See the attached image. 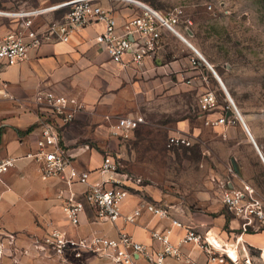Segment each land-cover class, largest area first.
<instances>
[{
	"label": "rangeland",
	"instance_id": "obj_1",
	"mask_svg": "<svg viewBox=\"0 0 264 264\" xmlns=\"http://www.w3.org/2000/svg\"><path fill=\"white\" fill-rule=\"evenodd\" d=\"M65 1L0 0V10L36 9ZM137 1L162 17H177L175 30L217 72L260 149L250 141L205 63L199 61L202 65L196 69L189 64L188 75L177 80L168 73L175 57L178 61L182 56L199 59L167 29L162 31L161 55L153 60L160 71L135 74L120 89L102 97L113 121L139 114L144 124L122 138H85V144L114 156L126 171L140 178L138 196L148 201L156 198L178 210L198 211L201 192L207 193L205 203L212 206L221 203L228 183L239 180L255 188L264 200V0ZM63 15L47 13L40 24ZM9 23L0 19L1 26L9 27ZM208 92L216 97V104L203 110L199 99ZM221 117L229 123L217 126ZM175 135L189 138L191 145L169 147L168 139ZM221 210L227 219L233 217Z\"/></svg>",
	"mask_w": 264,
	"mask_h": 264
},
{
	"label": "built area",
	"instance_id": "obj_2",
	"mask_svg": "<svg viewBox=\"0 0 264 264\" xmlns=\"http://www.w3.org/2000/svg\"><path fill=\"white\" fill-rule=\"evenodd\" d=\"M113 2L128 4L138 13L119 28L113 10L108 7ZM55 12H64V15L59 20L40 24L44 15ZM0 19L10 22L9 27L3 26L6 32L0 34V98L4 100H13L3 80L7 68L24 61L30 50L50 42L67 43L72 34L88 27L102 26L94 43L105 51L112 63L122 67H138L146 58H155L161 48L163 29L176 37L179 35L174 28L178 21L176 16L162 17L137 0H68L36 9L0 10ZM187 24L191 25V22L187 21ZM197 57L199 60L189 59L193 69L197 68L199 61L204 63V58ZM32 101L39 111L35 121L38 130L36 149L25 158L38 165L42 180L59 178L68 186L73 183L86 186L81 197L70 193L65 198L62 211L69 226L77 228L80 225V216L86 207L100 224L113 226L120 219L133 224L143 213L169 222L166 229L150 232L151 239L159 245L157 248H147L124 231L118 232L116 237L96 234L78 237L60 229H51L35 245L40 246L41 251L49 250L59 264H75L73 260H81L85 256H93L108 264H167L169 259L183 261L180 248L184 245L197 248L210 264H264V248L259 249L254 258L241 239L243 234L264 230V200L244 181L239 180L238 185L228 183L221 198L225 209L239 222L241 233L231 245L209 232H200L193 223L185 224L176 219L177 211L172 205L146 202L131 214L123 216V202L134 187L141 186V179L127 173L114 157L105 155L98 173L108 179L89 183V173L73 166V155L64 145L62 128L73 122L83 105L74 98L53 91H38ZM215 104L216 97L211 92L201 95L199 99L203 110H211ZM235 113L238 116L237 111ZM227 123L228 118L225 117L216 121L217 126ZM142 124L144 118L139 114L122 117L115 120L109 134L116 139L122 138ZM167 144L169 147H188L191 140L175 135L169 137ZM13 166V159L1 161L0 175ZM174 229L183 232L177 244L170 240ZM13 242L12 234L0 233V257L6 246ZM228 248L235 252V258L229 255Z\"/></svg>",
	"mask_w": 264,
	"mask_h": 264
},
{
	"label": "crops",
	"instance_id": "obj_3",
	"mask_svg": "<svg viewBox=\"0 0 264 264\" xmlns=\"http://www.w3.org/2000/svg\"><path fill=\"white\" fill-rule=\"evenodd\" d=\"M108 7L113 10L119 28L128 18L138 13L128 4L113 2ZM101 31L102 26L95 25L72 34L67 43H45L38 49L30 50L24 61L7 68L3 74L13 100L0 98V162L13 159L14 166L0 175V233L12 234L14 242L6 246L0 257V264H59L49 250L41 251L40 246L35 245L46 232L54 228L78 237L92 234L116 237L118 232L124 231L147 248H157L159 245L151 239L150 232L161 231L169 226L168 221L152 218L147 213H143L133 224L125 223L123 219L113 226L100 224L94 220L93 212L86 207L80 216V225L72 228L65 219L62 206L70 193L81 197L86 186L78 183L68 186L59 178L42 180L38 165L25 158L36 149L38 130L35 121L39 111L32 101L33 97L38 91H53L74 98L83 105L73 122L62 128L64 145L73 155V166L89 173V183L108 179L107 176H100L98 169L104 156L112 155L89 147L84 139L98 141L110 135L109 129L115 121L105 112L107 106L102 101L103 95L107 91L120 89L135 74L147 76L148 73L160 71L153 60L159 59L162 48L157 51L155 58H146L138 67H122L112 63L105 51L95 45L94 38ZM5 32V27L0 25V34ZM188 59L189 56H182L178 61L175 57L169 63L167 70L173 79L188 75ZM201 65L198 62V66ZM233 184L238 185V182ZM138 189L134 187L124 200L123 216L131 214L146 202L160 203L156 198L148 201L138 196ZM255 192L262 198L257 190ZM208 197L207 193H200L198 211L178 210L174 206L177 211L175 218L185 224L193 223L200 232H209L229 245L233 244L241 233L239 222L233 217L226 218L221 210L225 209L222 201L212 206L207 205L204 199ZM182 235L181 230H172L171 242L177 244ZM241 239L254 258L257 257L258 250L264 248V230L243 234ZM180 251L183 261L169 259L167 264H186L187 261L188 264H210L195 247L184 245ZM73 262L108 264L93 256H85Z\"/></svg>",
	"mask_w": 264,
	"mask_h": 264
},
{
	"label": "bare ground",
	"instance_id": "obj_4",
	"mask_svg": "<svg viewBox=\"0 0 264 264\" xmlns=\"http://www.w3.org/2000/svg\"><path fill=\"white\" fill-rule=\"evenodd\" d=\"M157 12V11H156ZM180 35V37L182 38V39H184L185 41H186V43H188L191 47H193V49H195L196 51H197V49L191 44V43H189L181 34H179ZM178 39L180 40V42H183L184 43V45H186L187 47H189L185 42H184V40H182V39H180L179 37H178ZM190 48V47H189ZM191 49V48H190ZM192 50V49H191ZM193 51V50H192ZM198 53V54H197ZM197 55L198 56H201L202 58H204L203 57V55L200 53V52H198L197 51ZM206 60V59H205ZM207 61V60H206ZM208 63V62H207ZM208 67H211V69H213L214 70V68L208 63ZM214 72L216 73V75L219 77V75L217 74V72L214 70ZM211 73H212V75H213V77L215 78V80L217 81V83H218V85L220 86V88H221V90L224 92V89L222 88V86H221V84L218 82V80H217V76H215V74L211 71ZM220 78V77H219ZM220 80L222 81V79L220 78ZM222 83H223V81H222ZM223 85H224V87L226 88V86H225V84L223 83ZM226 91H227V93H228V90H227V88H226ZM224 94H225V92H224ZM229 94V93H228ZM226 96V95H225ZM226 98H227V101L230 103V100L233 102V104H234V106H235V103H234V101H233V99H232V97H231V95H229V98L226 96ZM231 104V103H230ZM236 108V111H237V113H238V119H239V121H240V123H241V125H242V127H243V129H244V131H245V133L247 134V136H248V133H249V135L251 136V138H252V140H253V142L255 143V145L257 146V148L258 149H260L259 147H258V145H257V143H256V141H255V139L253 138V136H252V133L249 131V128H248V126H247V124H246V122H245V120H244V117L242 116V114L238 111V109H237V107H235ZM251 138L249 137V139H250V141H251ZM252 142V141H251ZM253 142H252V144H253ZM258 153V152H257ZM261 153V152H260ZM259 157V156H258ZM263 157V156H262ZM231 251H232V249L231 248H228L227 249V252L229 253V255L231 256V257H233V258H235V254L233 255V253H231Z\"/></svg>",
	"mask_w": 264,
	"mask_h": 264
},
{
	"label": "water",
	"instance_id": "obj_5",
	"mask_svg": "<svg viewBox=\"0 0 264 264\" xmlns=\"http://www.w3.org/2000/svg\"><path fill=\"white\" fill-rule=\"evenodd\" d=\"M178 37H179L180 39H182V38L180 37V35H178ZM182 40H184V39H182ZM184 42L186 43L185 40H184ZM186 44H187V45H188L193 51H195V52L197 53V51H196L195 49H193V47H191L188 43H186ZM203 61H204L205 65H207V67H208V63L205 61V59H203ZM208 68L210 69V71H212V72L215 74V76H217L216 73L214 72V70L211 69V67H208ZM217 80H218V82L221 84L222 88L224 89L225 95L229 98V94L227 93L226 88L224 87L222 81L220 80V78H219L218 76H217ZM230 103H231L233 109L236 111V108H235V106H234V104H233V102H232L231 100H230ZM248 134H249V133H248ZM250 138H251V136H250ZM251 141L253 142L252 138H251ZM253 144L255 145L254 142H253ZM256 149H257V147H256ZM257 151H258V149H257Z\"/></svg>",
	"mask_w": 264,
	"mask_h": 264
}]
</instances>
